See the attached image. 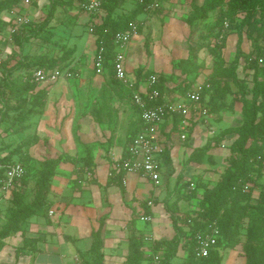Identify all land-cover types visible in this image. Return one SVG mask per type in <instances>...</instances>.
<instances>
[{
    "label": "rangeland",
    "instance_id": "1",
    "mask_svg": "<svg viewBox=\"0 0 264 264\" xmlns=\"http://www.w3.org/2000/svg\"><path fill=\"white\" fill-rule=\"evenodd\" d=\"M228 1L226 0L223 5L212 11L208 19L195 16L203 0L152 1V6L151 4L147 6L146 10L137 16V23L142 26V31L134 39L135 49H130L132 41L128 45L127 67L130 76L138 77V68L144 69V73L151 71L162 73L167 77L169 87L174 89L173 92L177 96L180 95V89L183 87L191 89L194 85L206 82L207 77L220 60L218 55L212 51L214 48H218L226 66L230 65L235 58L239 39H241L240 47L244 55L253 54L254 40L249 37L245 28L242 29L240 26L245 13L238 12L232 15ZM143 3V0H126L122 8L116 10V14L129 15L137 5ZM17 8L19 10L17 14L25 13L31 21L37 23L45 21L50 9L46 0H40L37 6L20 3ZM13 15L12 9L1 14V19L8 21L9 25L5 35L0 33V72L4 68V61L8 63V67H11L24 55L60 57L68 49H74V54L63 64L62 68H59L64 72L68 69L65 76L53 82L40 83L39 91H45V105L41 116L31 117L28 122L23 123L20 120L23 114L21 110H6V106L13 107L16 102L13 100L6 104L0 97V147L4 152L22 147L21 153H24L30 162L32 172L36 175L29 183L32 190L35 188L42 161L55 158L61 153H67L70 144L69 136L76 146L77 162L74 164V172L76 175L81 172L87 175L81 181L90 182L95 179L94 175H90L92 169L83 160L86 149L91 152L93 166L110 165V177L111 169L121 158L130 128L136 121V114L127 90L113 84L107 73L96 71L93 62L96 53V37L90 31L93 26L90 20L92 15L81 11V8L58 7L54 18L45 30L50 29L54 33L51 41L47 42L42 37L32 36L31 31L23 33L27 30L25 26L16 33L21 36L20 46L14 40L15 34L9 35ZM226 22L229 23L228 27H225ZM240 64L243 65V59ZM241 69L240 66L238 70L241 71ZM20 73L19 70L14 71L12 78L18 77ZM229 81L233 90H237L232 80L229 79ZM232 97V95L228 96V102H231ZM44 122L50 129L45 132L46 134L40 131V125ZM201 123L206 127V138L203 136L202 139L206 142L207 139L214 138L221 133L223 129L242 123L241 103L238 101L233 106L228 105L219 112L212 111L208 122L202 121ZM36 135L39 138L33 143ZM232 137L234 136L229 137V141L224 140L218 148L213 149L215 164L205 160L203 164L188 168L189 152L181 140V132L176 131L171 135V139L167 142L169 144L173 142L172 160L168 164H163L166 174L160 179L165 186L160 187L161 199L163 197L167 199L164 203L160 202L154 206V225H158L159 228L169 227L164 209L168 211L169 207V213L176 209L180 211L181 201V206L185 205V209L189 208V211H183V214L193 211L198 206L196 197L188 201L189 203L183 199L179 200L178 207H176L175 203L182 195V183L184 180L191 179L195 183L204 180L214 185L229 166L230 144L236 138ZM162 142L164 145L165 142L163 140ZM185 170L186 173L183 174ZM61 175L62 171L59 170L58 179ZM130 175H132L131 179L135 176V174ZM56 182L57 180L54 183ZM0 197V225L3 226L7 220L6 210L11 204L4 195ZM171 197L172 200L175 199L174 202H169L168 199ZM140 223L143 222L139 217L133 227L139 232L137 235L140 236L143 233L144 238L151 239V242L143 240L144 251L146 255H149L151 251L146 248L153 247L157 239L139 228ZM127 228H130V225ZM244 233L242 230V239ZM129 234L130 229L125 237L126 245H128ZM164 238L165 236L162 237ZM167 238L168 236L165 239ZM238 248L240 250V247ZM238 248L236 247L235 250ZM232 251L229 250V253ZM184 252L180 250L172 264H181L185 259ZM228 254H224L223 260Z\"/></svg>",
    "mask_w": 264,
    "mask_h": 264
},
{
    "label": "trees",
    "instance_id": "2",
    "mask_svg": "<svg viewBox=\"0 0 264 264\" xmlns=\"http://www.w3.org/2000/svg\"><path fill=\"white\" fill-rule=\"evenodd\" d=\"M39 1L32 0V4L37 6ZM87 1L89 0H46L50 9L45 21L43 23L31 21L25 25L26 27L24 26L27 30L23 33L31 31L32 36L42 37L50 42L54 33L50 29L45 30L54 18L57 8L70 6L72 9L81 8V11H84L81 6ZM125 1L102 0L101 12L91 14L90 20H92L93 34L96 37V52L100 50L101 46L104 47V73L110 76L113 84L127 90L131 98V89L127 88L115 76L114 62L118 48L115 43V35L119 31L128 30L132 22H137V16L143 13L154 0H143L144 3L137 5L129 15H117L116 10L122 8ZM225 1L203 0L195 16L200 19H208L210 13L223 5ZM20 3H23V0H0V33L2 35H5L9 22L3 21L1 14L20 6ZM228 5L232 15L238 12L245 13L240 26L242 29L245 28L249 37L253 38L254 53L244 55L240 47L241 39H239L235 58L230 65L226 66L218 48H214L212 51L218 55L220 60L207 77L206 82L210 88L206 90V94L209 98L211 112H219L222 108L228 105L233 106L239 101L241 103L242 123L223 129L221 133L214 138L207 139L201 146H193L194 132L198 121L190 120V124L187 126V138L183 141L184 145L192 148L187 158L188 168L203 164L205 160L215 164L213 149L218 148L224 140L229 141L231 136L236 138L230 144L229 166L214 185L203 180L195 183L193 189H189L191 180L183 181L182 195L180 199H177L176 207H178L179 200L190 201L196 197L198 198V206L187 214H183L177 209L176 211L171 210L170 218L175 232L174 236L170 239H157L152 247L155 252L163 254V264H172L180 249L186 251L185 259L181 264L192 263L196 246L195 234L209 229L210 225L213 224L220 230L216 247L211 251L209 257L203 259L199 264H222L223 254L221 250L235 249L236 247H240V254L244 256L245 264H264V0H229ZM141 31L142 26L138 23V32ZM14 40L18 46L21 45L20 34H15ZM73 54L74 49H68L60 57L24 55L11 67H8V63L4 61V68L0 72V97L6 104L13 100L16 102L13 107L8 108L6 106V110H21L23 114L20 120L23 123L28 122L31 117L41 116L45 105V91H39L40 83L32 81L30 75L35 69L41 67L48 70L62 68L63 64L70 60ZM242 59L243 65L240 64ZM240 66L242 67L241 71L238 70ZM17 70L21 73L13 79L12 74ZM153 74L158 76L157 87L161 93L159 102L177 101V98L173 97L174 89L169 87L168 79L162 73L158 74L155 71L144 73V69L138 68V77L134 80L135 88L138 89L141 81ZM229 79L232 80L237 90H233ZM189 89V87L181 88L180 97L185 96ZM229 95L233 96L231 102H228ZM31 96L33 97L31 98ZM132 104L135 109L136 121L130 128L125 143V152L118 163H122L126 157L128 145L142 129L140 110L133 101ZM181 120L182 117L178 114L168 115L165 120L172 123V128L166 139L163 137L165 142L162 155L164 164H168L172 160L173 142L169 144L167 140L171 139L173 133L180 131L179 123ZM38 138L36 135L33 143L37 142ZM21 148L16 147L4 152L0 147V161L2 163L7 165L19 161L26 171L22 185L5 195L10 200L11 205L6 210V223L3 226L0 225V252L6 245V239L18 232L23 233L24 246L21 248L25 247L29 238L25 236L24 227L35 214L41 210H48L50 206L48 196L57 169L62 163L76 164L77 162V158L69 153H61L55 158L44 159L35 182V188L32 190L29 183L36 175L32 172L30 162L24 153H21ZM86 151L83 160L92 169L91 152L88 149ZM118 163L111 169V176L107 185H117L124 192L123 177L126 170ZM3 171L0 172V178ZM185 173L186 170L183 174ZM167 209L170 211L169 207ZM142 214H153V209L147 204V200L142 201L141 207L133 211L129 219L130 234L125 264H149L150 257L146 255L143 246V233L140 236L137 235L139 232L133 227L136 219ZM105 224V217H102L99 227L93 230L91 234L92 245L87 251L91 260L86 261L85 264H104ZM242 230L245 232L243 239L241 238Z\"/></svg>",
    "mask_w": 264,
    "mask_h": 264
},
{
    "label": "crops",
    "instance_id": "3",
    "mask_svg": "<svg viewBox=\"0 0 264 264\" xmlns=\"http://www.w3.org/2000/svg\"><path fill=\"white\" fill-rule=\"evenodd\" d=\"M134 39L135 37L132 39L130 49H135ZM127 59L128 48L126 50V70L130 79L135 80L130 76ZM175 95L173 94V97H180V95ZM171 128L172 123L165 121L160 129L161 137L166 139ZM205 128V124L198 121L194 132L193 146H201L205 143V139L202 141L203 136L206 138ZM40 131L44 134L50 131L46 122L41 123ZM70 139L69 136L68 142L70 141V144L66 152L75 156L76 146ZM185 149L188 150L189 154L192 151V148L188 146ZM124 150L125 145L121 158ZM74 167L75 165L72 163H62L59 166L52 180L48 196L50 201L48 210L38 212L25 225V236L29 240L24 248H21L24 246L22 232L6 239V245L0 252V264H85L86 261L91 260L87 253L92 245L91 234L93 230L99 227L102 217H105L106 221L103 248L105 253L104 264H125L128 253L125 237L129 229L127 228L129 219L133 211L140 208L142 201L147 199L153 200L154 203L152 220L148 223H140L139 228L144 229L145 233L152 234L155 239H162L163 236L165 238L168 236L167 239H170L174 236L170 213L166 209L164 210L169 227L159 228L153 222L155 219L154 206L160 202L164 203L167 199V197L161 199L162 190L160 187L164 186L161 180L159 183H155L149 177L128 172L123 177V185L125 186L123 192L117 185H107L110 178L109 164L93 166L90 175H94L95 179L90 182L81 181L87 175L83 172L76 175ZM59 170L62 171L60 179L57 177ZM130 174H135L134 178L131 179L132 175ZM165 174L166 171L163 169L162 176ZM56 180L57 182L54 183ZM168 200L174 202L175 199L172 200L171 197ZM181 203L182 201L179 203L180 212L189 210L188 207L185 209V205L181 206ZM146 249L151 252L153 250L152 247ZM229 250H233L232 253H229ZM184 253L186 256V251ZM221 253L223 256L225 253L226 255L229 253L227 257H224V264H245V258L240 254L239 248L236 250L227 248L221 250Z\"/></svg>",
    "mask_w": 264,
    "mask_h": 264
},
{
    "label": "built area",
    "instance_id": "4",
    "mask_svg": "<svg viewBox=\"0 0 264 264\" xmlns=\"http://www.w3.org/2000/svg\"><path fill=\"white\" fill-rule=\"evenodd\" d=\"M23 4L31 5L32 0H23ZM81 7L89 14H96L101 12L102 0H89L82 4ZM18 11L17 7L12 9L14 15L12 17L13 22L11 21V25L9 26L10 36L18 33L20 28L31 22L30 17L25 13L17 14L16 12ZM228 26L229 23L226 22L225 27ZM90 31L93 32V26H91ZM138 33V23L132 22L128 30L119 31L115 35V43L118 46L114 62L115 76L127 88L131 89L132 101L139 108L142 120L141 131L128 145L126 157L118 165H122L126 173H139L149 177L155 183H159L164 164L162 156L164 145L160 132L161 125L165 122L168 115H180L182 120L179 123V128L181 140L184 141L187 138V126L190 124L191 119L208 122L211 111L206 90L210 88V85L207 82L194 85L187 91L185 96L180 97L181 99L177 97V101L174 102L168 100L159 102L161 93L157 87L158 76L155 74L141 81L139 88L136 89L135 81L131 80L127 74L126 50L129 43ZM103 52L104 47L101 46L94 57V64L98 73L104 72ZM67 72L68 69L64 72L60 69L48 70L41 67L35 69L30 78L32 81L38 83L53 82L65 76ZM142 83L143 86H141ZM1 170L4 171L0 178V196H5L22 185V179L26 171L23 164L19 161L11 162L7 165L0 161V172ZM194 187L195 182L191 180L189 189H193ZM147 204L152 207L154 204L153 200L147 199ZM140 220L143 223H148L152 220V215L142 214ZM219 235L220 230L215 224L210 225L209 229L205 231L197 232L195 234L194 261L190 264H199L203 259L209 257L211 251L216 247ZM144 239L151 242V239ZM148 256L150 257L149 264H163V254L161 252L152 251Z\"/></svg>",
    "mask_w": 264,
    "mask_h": 264
}]
</instances>
